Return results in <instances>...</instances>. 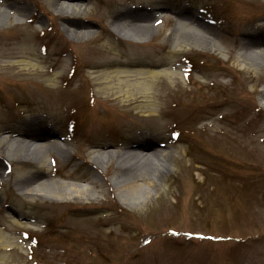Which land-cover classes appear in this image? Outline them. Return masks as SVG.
<instances>
[{
    "label": "rangeland",
    "instance_id": "1",
    "mask_svg": "<svg viewBox=\"0 0 264 264\" xmlns=\"http://www.w3.org/2000/svg\"><path fill=\"white\" fill-rule=\"evenodd\" d=\"M85 7L63 19L45 0H0V50L32 51L48 72L34 81L0 78V229L15 240L0 264H264V0H85ZM141 16L139 37L114 28ZM111 72L165 75L162 85L129 87L160 100L147 108L106 100L109 86L96 77ZM37 120L40 127L30 125ZM93 127L95 147L86 139ZM26 136L59 137L69 153L14 162L1 140ZM128 147L172 155L170 176L142 204L115 188L113 179L125 175L115 156L111 166L93 160L97 151ZM80 175L99 186L93 204L57 210L52 199L22 191L89 187L65 179ZM17 217L22 228L11 223Z\"/></svg>",
    "mask_w": 264,
    "mask_h": 264
},
{
    "label": "bare ground",
    "instance_id": "2",
    "mask_svg": "<svg viewBox=\"0 0 264 264\" xmlns=\"http://www.w3.org/2000/svg\"><path fill=\"white\" fill-rule=\"evenodd\" d=\"M45 1L48 4H55L60 12L58 14V17H62L63 19L79 18V16L83 14L82 11H84L86 8L85 0ZM89 1L91 0H87V2ZM10 7H12V9L17 8L14 4H11ZM17 11L25 12L26 10L23 8H17ZM191 17L194 16L191 15ZM2 20L3 18H1V21ZM190 21H193V19H190ZM137 22H146L145 17L141 16L140 19L136 18L131 21L123 19L122 23H118L117 21L114 23V28L117 30L127 29L131 31L130 34L133 37H139L141 34L137 31H139L140 28H145L146 25ZM199 22L200 19L196 18V23ZM121 26L122 28H119ZM198 28L202 29L201 26H198ZM66 30L69 34L74 35L75 37L89 33L80 32L79 29L70 30L66 28ZM43 63L44 60L32 51H23L12 46L3 45L0 50V78H6L10 75L12 77L17 76L26 81H34L31 80L32 76H43L48 73L47 71H43L40 68L41 64ZM115 74V72H111L106 73L105 75L101 74L96 77V79L100 81L98 82L100 85L109 86L108 88L106 87L102 90L103 92L107 90L109 92V96L106 97V100H110L115 103L122 101L127 103V105L125 106H139L141 108L154 107L157 100H160L159 95L147 93L146 91L140 94L143 95L142 97H136V95L132 91H130L129 87L132 85L140 86L144 83H150L152 85H162L166 82L165 75L156 72L140 73V76L127 73H124L121 76H117ZM53 80L59 81L60 78L59 76H55ZM117 84L118 86H116ZM121 96H124L123 99L125 98V101L121 99ZM41 122L42 120H37V122L34 121V123L30 125H32L33 127H40L39 124H41ZM96 131L98 132L97 128L93 127L88 131V134H86V139L89 140L88 145L90 146L98 144V142H95V140L92 139V135L94 133H97ZM19 136H22V134H20ZM41 136L29 138L26 136L25 139L24 137H18L15 139H8L7 137H3L1 141L6 142L8 145H10L11 150L7 152V157L12 159L14 162L23 165L29 164L30 162H35V164H42V161L45 159V153L47 154L52 149H56L59 153L65 155L69 153L67 141H62L63 139L59 137H49L55 138L56 141H47ZM18 143L20 145L25 144L27 149H33V151L35 150L37 152L35 154H32L29 152L25 153L19 151V145H17ZM41 149H44V153H41ZM154 150L152 149V151L150 152H144V150H142L141 148L128 147L127 149H123L118 153H114L112 151H97L96 153H94L96 157H94L93 160L99 167H105L106 163L111 166V161L115 156L117 158L115 160L117 162L116 171L117 169H119L125 173L124 176H119L116 179H113L115 188L119 193H126V195H128L130 199H133L137 203L142 204L143 202H145V200L147 201V199L151 198V194L153 192L152 189H156L160 185V182L162 180H165L170 176V169L166 164L172 158V155L166 150ZM146 162L148 163V166L145 167ZM65 179L87 183L89 187H82L71 184L65 185L60 183H56L54 187H50L48 184H38L29 188H24L22 189V191L26 195H29L33 198L52 199L53 201L51 202L50 207H54L57 210H65L68 207L73 208L75 206L79 207L83 204L82 202L93 204L94 201L88 199H91V197H94L96 195L97 192L94 191L95 187L97 189L99 188L94 180L85 175H80L77 178L67 176L65 177ZM24 216L28 217V215ZM17 218L18 219L17 221H15V223L11 222L10 218L8 222L16 225V228H22L18 225L21 219L19 217ZM25 219L29 220L27 218ZM35 219L36 218H33L32 220ZM35 221H37V219ZM16 228H11V230L15 233L17 231ZM8 232L12 233L7 228L0 229V253L9 250L11 251V249H13L9 246H13L15 240H13L11 244V239L5 234ZM2 258L3 257L0 256V261L4 260Z\"/></svg>",
    "mask_w": 264,
    "mask_h": 264
}]
</instances>
